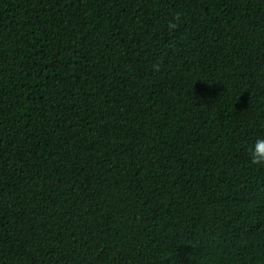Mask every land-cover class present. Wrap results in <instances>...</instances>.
Wrapping results in <instances>:
<instances>
[{
    "label": "trees",
    "instance_id": "16d2710c",
    "mask_svg": "<svg viewBox=\"0 0 264 264\" xmlns=\"http://www.w3.org/2000/svg\"><path fill=\"white\" fill-rule=\"evenodd\" d=\"M264 0H0V264H264Z\"/></svg>",
    "mask_w": 264,
    "mask_h": 264
},
{
    "label": "clouds",
    "instance_id": "9594fccd",
    "mask_svg": "<svg viewBox=\"0 0 264 264\" xmlns=\"http://www.w3.org/2000/svg\"><path fill=\"white\" fill-rule=\"evenodd\" d=\"M250 162L264 165V136L257 137L249 149Z\"/></svg>",
    "mask_w": 264,
    "mask_h": 264
}]
</instances>
